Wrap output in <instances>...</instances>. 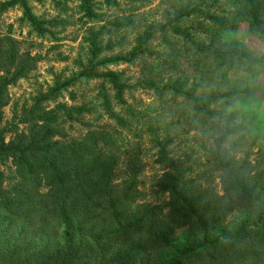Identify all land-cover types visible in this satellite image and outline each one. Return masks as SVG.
I'll return each instance as SVG.
<instances>
[{
    "label": "trees",
    "instance_id": "16d2710c",
    "mask_svg": "<svg viewBox=\"0 0 264 264\" xmlns=\"http://www.w3.org/2000/svg\"><path fill=\"white\" fill-rule=\"evenodd\" d=\"M117 1L103 0V4L112 7ZM215 2L197 0L183 7L167 23L169 30L191 40L177 22L196 14L224 24L206 10ZM236 2L248 7L245 20L250 30L264 37L259 0ZM14 6L21 7L22 18L34 32H50L49 22L32 12L28 0L0 1L1 12ZM78 8L88 20L102 21L91 0H80ZM52 22L57 24V19ZM109 23L113 31L104 24L96 31L88 29V58L81 72L56 81L18 119L0 127V164H8L7 173L0 168V264H264V168L255 169L247 157L236 156L242 137L227 146L228 134L222 130L210 149L222 194L198 180L192 167L171 153V121L163 127L156 120L146 123L156 162L163 167L154 187L166 194L164 205L146 201L138 188L143 170L138 152L127 155L125 177L116 175L121 154H127L120 149L122 134L139 123L126 99L136 87L150 89L160 98L166 93L183 97L191 107V124L195 116L203 122L214 120L218 112L212 105L247 94L249 88L199 94L201 81L193 83V88L186 77L162 83L145 64L131 84L123 71L108 66L144 62L152 54L153 36L166 26L150 24L137 33L132 47L114 52L112 35L134 21L123 18ZM196 48L211 54L217 69L230 68L235 61L264 68L263 57L239 48L203 44ZM36 62L37 56L21 50L17 39L0 36V125L8 86ZM80 79L100 81L96 106L57 102L64 91L75 99L70 88ZM94 111V120L106 117L108 122L85 121ZM65 124L69 128L78 124L85 132L67 138ZM8 133L13 135L7 138ZM232 214L241 216L234 225L229 222Z\"/></svg>",
    "mask_w": 264,
    "mask_h": 264
},
{
    "label": "rangeland",
    "instance_id": "374dc122",
    "mask_svg": "<svg viewBox=\"0 0 264 264\" xmlns=\"http://www.w3.org/2000/svg\"><path fill=\"white\" fill-rule=\"evenodd\" d=\"M3 1V0H0ZM94 10L102 21H91L83 17L79 10L80 0H28L32 12L49 22V33L39 35L34 32L22 18L20 6L0 11V36L11 35L20 42V49L37 56V62L31 71L8 86V104L3 108V122L0 127L18 119L30 107L36 96L47 92L56 81H64L82 71L88 58V44L85 38L88 29L95 31L106 25L113 31L109 20L129 18L134 21L119 32L112 35L114 52L126 51L134 45L135 36L150 24L156 27L165 25L166 29L157 31L149 44L152 54L144 57V62L108 66V69L121 70L129 83L133 84L140 76L143 64L161 77L162 83L168 78L188 79V85L201 81V90L196 93L224 92L234 87H248L247 94L231 96L227 101H219L211 106L218 112L214 120L203 122L193 117L190 105L183 97L166 93L158 97L150 89L136 87L126 94L127 103L139 116V123L130 132L124 131L121 140L122 153L120 164L116 170L118 178L126 175V160L129 153H139L143 166L138 175L139 189L150 203L164 205L166 194L156 191L155 180L161 175L163 167L156 162V149L146 134V123L155 120L159 127L172 122L170 133L174 139L170 145L171 153L192 167L194 175L204 184H210L218 194H222L218 171L211 164L210 149L213 141L223 130L228 134L227 146L242 137L234 153L237 157H247L255 169L264 168V68L240 64L227 68H215L211 54L201 53L196 44L209 45L213 48H239L253 56L264 58V37L252 32L247 20L248 7L236 0H216L209 13L222 18L224 24H214L202 14L183 18L177 25L186 29L191 40L174 34L167 23L172 22L175 13L185 6H191L197 0H118L117 4L108 7L103 0H91ZM211 3L212 0H206ZM261 14L264 17V0H259ZM205 9V8H204ZM57 24L53 25V20ZM107 31V29L105 30ZM109 35V34H108ZM108 35L104 36L106 40ZM121 35L124 38H121ZM100 86L98 79H80L71 91L76 93L71 99L67 91L62 92L57 102L68 105L86 102L97 104V93ZM203 92V93H202ZM53 104H49L52 106ZM99 112V111H98ZM96 113L87 115L85 121L93 125H102L106 117L96 118ZM141 117V118H140ZM23 126L20 125V129ZM68 137H76L85 132V128L74 124L69 128L64 125ZM13 134L8 133L7 138ZM7 163L0 168L7 173ZM193 175V174H192ZM241 218L240 214H232L229 222L234 225ZM182 234V233H181Z\"/></svg>",
    "mask_w": 264,
    "mask_h": 264
}]
</instances>
